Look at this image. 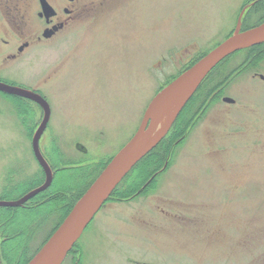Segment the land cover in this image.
Masks as SVG:
<instances>
[{
  "label": "rangeland",
  "instance_id": "rangeland-1",
  "mask_svg": "<svg viewBox=\"0 0 264 264\" xmlns=\"http://www.w3.org/2000/svg\"><path fill=\"white\" fill-rule=\"evenodd\" d=\"M247 4L243 30L264 21V0H111L108 12L94 6V16L65 29L61 49L31 52L0 71L47 97L41 150L61 167L45 193L0 207L2 264L28 263L135 134L155 94L231 35ZM249 48L209 74L62 264H264V45ZM254 53L263 57L244 63ZM21 98L0 90V199L46 179L32 142L44 111Z\"/></svg>",
  "mask_w": 264,
  "mask_h": 264
},
{
  "label": "water",
  "instance_id": "water-1",
  "mask_svg": "<svg viewBox=\"0 0 264 264\" xmlns=\"http://www.w3.org/2000/svg\"><path fill=\"white\" fill-rule=\"evenodd\" d=\"M46 8V6H44ZM240 13L234 32L215 48L163 86L148 104L140 126L130 140L109 160L100 174L79 197L61 224L27 264H62L96 214L129 172L167 136L179 114L196 93L204 79L228 56L242 49L264 43V21L243 30ZM263 77V75H261ZM0 90L38 102L43 119L33 137V150L46 173L45 181L18 199H0V207L24 205L47 189L54 171L43 155L39 140L51 116L48 101L39 93L0 81ZM224 100L234 102L233 98ZM85 150L83 146L80 147ZM0 264H2L0 256Z\"/></svg>",
  "mask_w": 264,
  "mask_h": 264
},
{
  "label": "flooded vegetation",
  "instance_id": "flooded-vegetation-1",
  "mask_svg": "<svg viewBox=\"0 0 264 264\" xmlns=\"http://www.w3.org/2000/svg\"><path fill=\"white\" fill-rule=\"evenodd\" d=\"M31 1L33 2V0ZM31 1L0 0V5L4 4L3 15L6 18L4 23H2V19H0V24L3 27L2 34L6 36H3L0 41V55H2V59H0V71H4L10 62L23 58L31 52H34L35 57H41L45 48L49 47L50 49H61V47L64 46L62 43L64 40L62 39L65 35L60 34L65 29H67L72 23L82 20V18L90 19V16L94 14L93 12L97 10L94 6L99 5L101 7V11L108 12L111 0H64L62 1L63 5H56L52 2V0H36L37 4L35 5L37 7H35ZM97 1H99V3H96ZM251 4L253 5V2ZM44 6H46V8ZM248 7L249 4L244 6L243 9L246 11ZM10 32H12L14 36L10 35ZM53 55H55V53ZM0 81L37 92L47 100L45 95L33 87H26L25 84L16 83L15 80L8 77H0ZM21 99H23V97ZM24 99L30 98L24 97ZM27 127L28 126L24 127V132L28 131ZM37 127L33 132H35ZM42 137L43 135L40 137L39 141L40 148ZM46 159H48V157ZM22 164L25 165L24 163ZM22 164L13 168L11 171V177L14 174H21L24 171ZM52 169L55 174V172L61 169V167H52ZM39 176L40 174L36 175L32 181L36 179L39 180ZM20 178H23L22 175L20 177H16V180ZM42 192L38 193L34 197L40 195Z\"/></svg>",
  "mask_w": 264,
  "mask_h": 264
},
{
  "label": "trees",
  "instance_id": "trees-1",
  "mask_svg": "<svg viewBox=\"0 0 264 264\" xmlns=\"http://www.w3.org/2000/svg\"><path fill=\"white\" fill-rule=\"evenodd\" d=\"M263 45H264V43H263V44H260V45H257V46H253V47L249 48L247 51H248V52H249V51H252V50L255 49L256 47H261V46H263ZM251 55H253V56H251ZM262 57H263V55L260 54V53H257V54H256V53H254V54H250V55L247 57V60H244V63H245V62L248 63V61H250V65H251L252 63L258 61V59H261ZM263 58H264V57H263ZM223 61H225V60H223ZM223 61H222V62H223ZM222 62H221V63H222ZM221 63H220V64H221ZM244 63H243V64H244ZM220 64H219V65H220ZM219 65H218V66H219ZM218 66H217V67H218ZM217 67H216V68H217ZM210 73H211V72H210ZM208 76H209V75H208ZM208 76H207V77H208ZM207 77L204 79V81L207 79ZM204 81L202 82V84L204 83ZM202 84L200 85V87L198 88V90L201 89ZM165 85H166V84H165ZM198 90H197V91H198ZM219 93H220V92H219ZM194 95H195V94H194ZM216 96H217V92H216L215 97H216ZM193 97H194V96H193ZM193 97H192L191 99H193ZM191 99H190V101H191ZM190 101H189V102H190ZM189 102H188V103H189ZM186 106H187V105H186ZM186 106H185V107H186ZM184 109H185V108H184ZM176 121H177V119H176ZM176 121H175V122H176ZM174 124H175V123H174ZM174 124H173V126H174ZM173 126H172V127H173ZM171 129H172V128H171ZM169 132H170V131H169ZM167 135H168V134H167ZM166 137H167V136H166ZM166 137H165V138H166ZM163 140H164V139H163ZM161 142H162V141H161ZM161 142H160V143H161ZM158 145H160V144H158ZM157 147H158V146H157ZM157 147L154 148L150 153H148V154H147V155H146V156H145V157H144L139 163H141L145 158H147V157H151V156L155 153V150L157 149ZM170 158H171V155L168 154L165 163H167V162L170 160ZM139 163H138V164H139ZM138 164H137V165H138ZM137 165H136V166H137ZM136 166H135V167H136ZM135 167H134V168H135ZM134 168H133V169H134ZM133 169H132V170H133ZM164 169H165V167H163V168L157 170L156 172H154V173H153V176L150 178V180L148 181V183L151 182V181H152V180H153L158 174H160V172L163 171ZM119 185H120V184H119ZM119 185H118V186H119ZM145 185H146V184H145ZM145 185H144V187H145ZM118 186H117L116 189L113 191L112 195L116 192V190L118 189ZM144 187H142L139 191H142V190L144 189ZM47 190H48V189H47ZM47 190H46V191H47ZM46 191H44V192H42V193H45ZM42 193H41V194H42ZM83 193H84V192H83ZM112 195H111V196H112ZM134 195H135V194H134ZM134 195H131L130 198L133 197ZM110 198H111V197H110ZM110 198H109V199H110ZM109 199H108V200H109ZM71 207H72V206H71ZM69 208H70V207H69ZM69 211H70V209H69ZM67 213H68V212H67ZM55 229H56V228H55ZM55 229H54V230H55ZM54 230H53V231H54ZM52 233H53V232H52ZM52 233H51V234H52ZM51 234H50V235H51ZM50 235H49V236H50ZM49 236H48V238H49ZM48 238H47V239H48ZM47 239H46V240H47Z\"/></svg>",
  "mask_w": 264,
  "mask_h": 264
}]
</instances>
